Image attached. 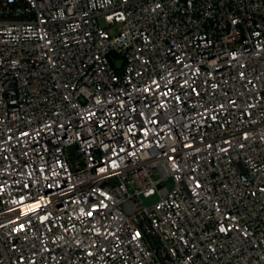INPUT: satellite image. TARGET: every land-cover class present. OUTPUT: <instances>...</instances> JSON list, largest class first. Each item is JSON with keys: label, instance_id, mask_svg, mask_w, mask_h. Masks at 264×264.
<instances>
[{"label": "built area", "instance_id": "built-area-1", "mask_svg": "<svg viewBox=\"0 0 264 264\" xmlns=\"http://www.w3.org/2000/svg\"><path fill=\"white\" fill-rule=\"evenodd\" d=\"M0 264H264V0H0Z\"/></svg>", "mask_w": 264, "mask_h": 264}, {"label": "rangeland", "instance_id": "rangeland-1", "mask_svg": "<svg viewBox=\"0 0 264 264\" xmlns=\"http://www.w3.org/2000/svg\"><path fill=\"white\" fill-rule=\"evenodd\" d=\"M166 184H167V186H168L169 188H172V187H173V181H172V180H168V181L166 182Z\"/></svg>", "mask_w": 264, "mask_h": 264}, {"label": "snow or ice", "instance_id": "snow-or-ice-1", "mask_svg": "<svg viewBox=\"0 0 264 264\" xmlns=\"http://www.w3.org/2000/svg\"><path fill=\"white\" fill-rule=\"evenodd\" d=\"M223 230V229H222Z\"/></svg>", "mask_w": 264, "mask_h": 264}]
</instances>
